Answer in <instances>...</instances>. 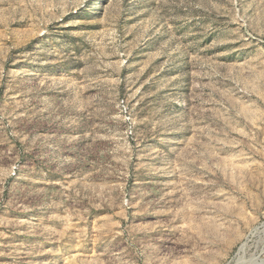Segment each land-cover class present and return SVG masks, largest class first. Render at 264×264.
<instances>
[{
    "label": "rangeland",
    "instance_id": "rangeland-1",
    "mask_svg": "<svg viewBox=\"0 0 264 264\" xmlns=\"http://www.w3.org/2000/svg\"><path fill=\"white\" fill-rule=\"evenodd\" d=\"M0 264H264V0H0Z\"/></svg>",
    "mask_w": 264,
    "mask_h": 264
}]
</instances>
